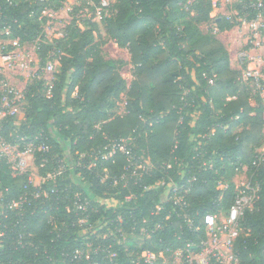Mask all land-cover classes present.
I'll return each mask as SVG.
<instances>
[{
    "label": "trees",
    "instance_id": "trees-1",
    "mask_svg": "<svg viewBox=\"0 0 264 264\" xmlns=\"http://www.w3.org/2000/svg\"><path fill=\"white\" fill-rule=\"evenodd\" d=\"M60 1L0 0V41L38 39V64L52 60L54 65L50 86L44 80L26 84L20 104L24 119L14 125L8 117L2 124L1 133L11 144L39 137L36 142L47 150L36 153V163L44 177L50 169L54 176L40 188L48 191L47 198L0 218L5 233L0 264H131L143 250L160 253L197 243L204 237V214L227 216L237 194L252 195L233 244L238 264H264V154L259 161L256 151L263 137V106L240 70L231 67L224 45L199 27L210 19L212 0H115L112 15L95 14L83 22L84 28L66 25L63 38L50 42L39 16ZM215 24L219 31L229 30L235 19L221 16ZM101 26L129 51V86L117 62L100 55L96 32ZM12 48L8 44L1 51ZM120 93L126 97L121 116L111 111ZM50 127L67 142L79 163L74 172L94 197L75 184ZM237 127L241 130L233 132ZM127 137L136 141L131 157L141 161L145 156L151 163L135 174L127 155L115 151L103 157L109 154V139ZM90 160L95 165L88 168ZM242 164L249 184L236 186L229 175ZM221 177L227 182L219 183ZM25 186L37 189L27 174L13 175L0 159L2 197L17 199ZM174 187L183 196L181 206L165 201V191ZM76 192L89 200L87 223H78L84 215L72 208ZM108 198L117 205L107 207ZM184 216L198 229L190 228ZM20 234L27 246L18 244ZM87 243L92 247L89 259L64 256L85 250Z\"/></svg>",
    "mask_w": 264,
    "mask_h": 264
},
{
    "label": "built area",
    "instance_id": "built-area-1",
    "mask_svg": "<svg viewBox=\"0 0 264 264\" xmlns=\"http://www.w3.org/2000/svg\"><path fill=\"white\" fill-rule=\"evenodd\" d=\"M239 16L240 19L246 24V37L245 43L242 44V50L237 54L238 67L241 72V79L243 82L249 85L252 92L259 97L263 106L261 112V118L264 123V0H239ZM238 16V18H239ZM15 55L10 52L0 53V60L4 64L11 66L14 64ZM44 70L48 73L54 72V65L52 60H48L46 64L39 70ZM212 83V80H209ZM0 159H3L12 170L13 175L27 174V157L36 155L38 152H44L47 150L46 145L42 142H36L39 137L33 140L21 138L22 144H11L8 142L1 133L2 124L6 118L12 117L14 111H16L18 105L21 103V96L16 90V87L10 85L7 78L2 76L0 79ZM49 94V91H48ZM133 137L111 139L108 142L109 156L113 155L115 151H119L129 157L132 167V173L138 169H145L146 167H137L141 161L135 160L132 153L131 143ZM264 154V153H263ZM263 154L258 157V160L263 159ZM135 162V164H134ZM54 175V174H53ZM49 176L47 178H52ZM125 178V174L121 175V179ZM45 182V181H44ZM28 183L37 189L29 190L25 186V192L17 199L5 200L0 195V218H8L10 213L17 211L18 213L24 205H29L33 200L45 199L48 197V191L46 189L40 190L42 185H34L28 176ZM169 186V185H168ZM54 190H51L53 192ZM177 188L169 189L165 191V201H171L174 204L182 205L183 196L176 193ZM247 195L237 194L234 202L229 210L227 216L216 213H206L202 219L203 234L204 237L199 239L195 244L192 242L187 243L183 248L170 250L165 249V252L171 253L170 256L178 254L180 258L176 261H168L164 259V254L156 253L149 250H143L138 253L135 258L131 260V264H231L233 261V244L235 239L240 233L239 220L243 214V210L249 206L252 198ZM108 207V206H107ZM159 208V205H157ZM72 208L76 212L82 213L78 219V223L83 224L88 221V208L89 200L87 198H80L79 195H75ZM67 211H70V207L67 206ZM185 223L192 229L197 230L198 227H193L192 221L188 216H184ZM120 231V229H119ZM111 236L117 239L115 232L109 230ZM5 233L0 231V248L3 247V237ZM18 244L21 247L27 246V243H23L22 234L18 235ZM31 245V244H30ZM110 247V246H109ZM92 247L89 243L86 244L85 250L76 249L71 254L65 253V257H69V260L84 255L86 259L90 258V252ZM115 255L110 253V256ZM169 256V257H170ZM93 264H104L101 262H94ZM109 264H116L112 260Z\"/></svg>",
    "mask_w": 264,
    "mask_h": 264
},
{
    "label": "rangeland",
    "instance_id": "rangeland-1",
    "mask_svg": "<svg viewBox=\"0 0 264 264\" xmlns=\"http://www.w3.org/2000/svg\"><path fill=\"white\" fill-rule=\"evenodd\" d=\"M100 2L97 4L95 0H62L58 4H56L57 8H46L42 11L39 16V20H41V26L43 28V33L46 39L50 42L54 40H59L63 38L65 32V26L74 24L79 26L80 28H84L83 22L86 20L91 19L93 15H102L103 17H108L112 15L113 11L110 6L114 3L115 0H99ZM194 0H188V3L193 2ZM239 0H212L213 9L209 14V21L202 22L199 27L204 32H211L215 37L216 32H219L216 28L215 21L217 18L221 16L225 17H232L235 19V25L233 28L229 30H222L225 32L223 34V38L227 40L228 50L233 57V67L236 69L238 67V56L237 54L242 50V44L245 43L246 37V24L240 19L239 16ZM93 8V9H92ZM239 16V18H238ZM101 32V33H100ZM97 40L99 41V50L100 55L104 59H112L113 61L117 62L118 72L119 74L125 79L127 86L130 85L131 81L133 80V65L130 62V54L127 48L119 47L114 41L109 39L106 35L104 28L101 26L100 31L96 32ZM100 34V35H99ZM12 45L13 48L8 52L13 53L15 55L14 64L8 66L4 64L0 60V75L7 78L10 82V85L16 87V90L19 92L21 96V101L23 98V92L26 88V84L34 81L44 80L46 86H50L53 81V73H48L41 69L40 65L38 64L39 58L36 53V48L38 46V39L33 40L31 42H25L23 44H18L16 40L11 41H0V53L1 49L6 45ZM229 54V53H228ZM230 59V58H229ZM231 64V60H230ZM1 89V88H0ZM252 91V89H251ZM48 94V90L45 91ZM126 97L125 93H120L119 96L115 100V104L113 109L111 110L115 115H123L126 113ZM254 102L253 99L250 100ZM21 104V103H20ZM254 105V104H253ZM17 110L14 111L13 118H14V125H18L23 119V112L21 110L20 105L16 108ZM241 130V127H237L234 129L233 132ZM50 132L53 134L54 138L58 140L63 149V158L66 164L69 166L71 177L74 180L77 186L86 192L90 197H94L93 193L89 190V186L86 182L83 181L81 175L79 173L74 172L75 166L79 163L74 162L72 156L69 153L68 144L62 137L56 132L53 127H50ZM262 133L263 137H261V141L259 142V146L257 147V153L262 155L264 153V123L262 124ZM111 139H109L110 141ZM131 143L136 146V141L134 139L131 140ZM108 146V145H107ZM144 151L142 150V154ZM84 153L80 155L83 157ZM109 155H104V158H107ZM258 156V157H259ZM257 157V159H258ZM141 163L137 165V167H145L151 166L150 161L147 157H140ZM135 164V162H134ZM95 163L93 160H90L88 168L90 166H94ZM42 165H37L36 163V155L28 156L27 157V168L26 171L28 172L29 179L31 182L36 185H43L46 177L54 176V171L52 169L46 172V177H44L39 168ZM233 166V163L231 164ZM63 167L60 165L57 167L58 171H60ZM56 169V171H57ZM105 171V170H104ZM106 172V171H105ZM107 178V174L104 176ZM249 172L247 165L242 164L240 166H236L234 171L229 175L230 181L234 182L236 186H247L249 184ZM227 182L224 177H221L219 183ZM115 184V183H114ZM168 191V188L167 190ZM0 195L1 192H0ZM75 195H79V192H76ZM252 198V195L247 194ZM249 197V198H250ZM97 199V198H96ZM99 201H103L99 198ZM104 204L108 207L116 206L117 203L114 199L108 198L104 201ZM250 204V203H249ZM139 244V243H138ZM164 254V259H168V261H176L177 258H180L178 254L170 256L171 253L161 252L160 254ZM170 256V257H169ZM231 264H238V258L236 257L233 249V261Z\"/></svg>",
    "mask_w": 264,
    "mask_h": 264
},
{
    "label": "crops",
    "instance_id": "crops-1",
    "mask_svg": "<svg viewBox=\"0 0 264 264\" xmlns=\"http://www.w3.org/2000/svg\"><path fill=\"white\" fill-rule=\"evenodd\" d=\"M225 31V30H224ZM224 31H219V32H216L217 34H216V38L224 45V47L226 48V50L228 51V53H229V58H230V60H231V67H233V57H232V54H230V51L228 50V44H227V40L226 39H224L222 36H223V34H225V32ZM227 31V30H226ZM237 69V68H236ZM251 104L253 105L254 104V102L252 101L251 102Z\"/></svg>",
    "mask_w": 264,
    "mask_h": 264
}]
</instances>
